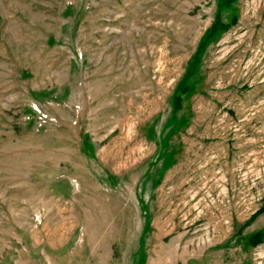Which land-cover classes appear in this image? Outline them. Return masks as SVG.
<instances>
[{
    "label": "rangeland",
    "instance_id": "1",
    "mask_svg": "<svg viewBox=\"0 0 264 264\" xmlns=\"http://www.w3.org/2000/svg\"><path fill=\"white\" fill-rule=\"evenodd\" d=\"M220 1L0 0V264H264V0Z\"/></svg>",
    "mask_w": 264,
    "mask_h": 264
},
{
    "label": "trees",
    "instance_id": "2",
    "mask_svg": "<svg viewBox=\"0 0 264 264\" xmlns=\"http://www.w3.org/2000/svg\"><path fill=\"white\" fill-rule=\"evenodd\" d=\"M229 1H232V0H221L220 2H221L222 5L223 4L225 5V4H228ZM218 23H220V24H218ZM223 27H224V25L219 21V15H218V12H217L215 14V20H214V22L212 23L211 27H209L210 30H209L208 35L213 34V32H215V31H217L219 29H223ZM201 45H202V42L198 45V47L196 49V52L194 53V58L192 60V65H194L197 62L196 55H197L198 51L200 50ZM191 70H192V68H188L187 72L184 74V77L182 79V83L177 87L179 92L185 91V89H186V81L185 80L187 78H189V76L191 75ZM178 102H179V96L177 95L175 97V105H176V107L178 105L177 104ZM263 210H264V208H260L258 211L259 212H262ZM260 236H261V232L260 231L257 232L255 235L251 236L249 238L250 243L251 244L258 243V241L260 240Z\"/></svg>",
    "mask_w": 264,
    "mask_h": 264
}]
</instances>
